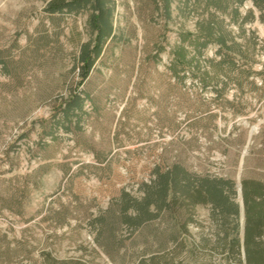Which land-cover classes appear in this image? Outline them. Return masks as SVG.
I'll use <instances>...</instances> for the list:
<instances>
[{"label":"rangeland","instance_id":"1","mask_svg":"<svg viewBox=\"0 0 264 264\" xmlns=\"http://www.w3.org/2000/svg\"><path fill=\"white\" fill-rule=\"evenodd\" d=\"M50 1L0 0V264H247L234 248L246 213L184 199L185 183L170 209L131 219L159 174L231 182L239 205L245 180L264 185V23L253 0H229L240 24L254 10L242 28L195 0H169V10L114 0L116 37L84 82L90 11L49 15ZM211 13L214 31L249 55L237 58L248 79L219 64L216 45L203 56L187 47L194 61L174 74L181 35L200 34ZM76 93L83 111L65 117Z\"/></svg>","mask_w":264,"mask_h":264},{"label":"trees","instance_id":"2","mask_svg":"<svg viewBox=\"0 0 264 264\" xmlns=\"http://www.w3.org/2000/svg\"><path fill=\"white\" fill-rule=\"evenodd\" d=\"M158 5L160 0H152ZM166 4L167 10L170 9L169 0H161ZM195 0L198 4H205V9L208 12L214 9L221 14H229L233 16L234 23L242 28V24L247 21H254V10H250L247 16L240 24L239 8H235L229 12V0ZM241 6L244 0H237ZM223 3H226L223 5ZM255 8L260 14V20L264 23V0H253ZM45 11L49 15H71L81 14L85 11H90L89 26L95 38L91 42L81 46L78 56L79 76L82 81H86L90 76L93 68L98 60L102 57L105 47L110 40L115 39L114 14L116 11V3L114 0H52L47 4ZM215 13L210 14V19L203 27L200 34L186 33L181 35V44L173 50L172 70L176 76H179L180 71L184 67H191L194 59L188 58L187 47H193L197 56H203L205 50L210 45L218 47L217 53L222 59L220 65L229 66L232 72L239 71L248 79L251 70H243L237 62L239 60H249V55L242 50V47L236 42L223 27H220L218 32L214 31V21L217 20ZM160 51H163L160 50ZM0 60V65L4 64ZM182 67V68H181ZM82 82V84H83ZM85 100L78 93L74 94L63 109V114L68 117L76 111L82 112ZM161 180L158 190L149 191L145 199L134 205L137 206V216L131 219L135 223H141L145 218H151L155 214L150 212V207L154 206L160 212L164 209H170L168 198L170 193L178 194V186L185 183L186 187L181 193L184 199L195 198L196 203H210L215 209L223 213L232 214L240 217V205L233 202V196L236 195L234 186L231 182L224 180H209L208 178L196 180L192 176L183 172L181 176L177 171L159 174ZM196 184V185H195ZM191 188V189H190ZM194 195L192 196V193ZM194 191V192H193ZM126 197H129L125 194ZM243 198L246 213L245 238L242 242L240 238L234 241V248L239 252L245 250L247 264H264V249L261 239L264 235V185L253 180H245L243 182ZM176 199V198H175ZM131 202H133L131 200ZM132 204V203H131ZM135 206V207H136ZM146 220V219H145ZM263 249V250H262Z\"/></svg>","mask_w":264,"mask_h":264},{"label":"water","instance_id":"3","mask_svg":"<svg viewBox=\"0 0 264 264\" xmlns=\"http://www.w3.org/2000/svg\"><path fill=\"white\" fill-rule=\"evenodd\" d=\"M256 129H253L251 130L250 134H249V140H248V144H247V147H246V150H245V153H244V156L248 150V147L251 143V140H252V137H253V133L255 132ZM243 166V161H242V164H241V168ZM240 199H241V204H240V207H241V216L242 218L244 219L245 217V206H244V201H243V196H242V188L240 187Z\"/></svg>","mask_w":264,"mask_h":264}]
</instances>
